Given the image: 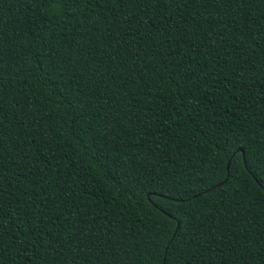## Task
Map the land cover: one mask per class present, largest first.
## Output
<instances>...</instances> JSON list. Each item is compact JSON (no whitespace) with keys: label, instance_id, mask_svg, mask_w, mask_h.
Here are the masks:
<instances>
[{"label":"trees","instance_id":"obj_1","mask_svg":"<svg viewBox=\"0 0 264 264\" xmlns=\"http://www.w3.org/2000/svg\"><path fill=\"white\" fill-rule=\"evenodd\" d=\"M101 3L102 7L100 8L81 5L75 18L67 21L63 29H57L61 35L57 39H52L50 29L47 27L41 29L40 14L36 5L31 4L30 0H0V38L6 41L3 51L0 53V58L3 59V64L0 67L4 69L3 83L7 87V92L4 93V116L5 125L12 137L9 140L8 136H5L6 150L3 152L4 158L0 160V164H3L9 171L4 175L14 177L15 173L20 171L16 168V164L23 162L22 158L17 155L20 150L19 143H17L15 150L11 147L12 143L23 139L22 135L19 137L16 135L20 131L16 127V124L20 122L17 117H20L22 122L27 125L25 131L40 128L38 123L34 124L33 122L38 121L42 116L51 117L53 135H57L56 129L63 125L66 129L64 139L60 140L57 135V143L70 146L61 149V154L74 152L75 156L69 155V160L90 171V175L87 172L81 174L88 175V180L91 182L87 183L86 187L81 186L73 190L78 194H82L77 201L79 208H73L70 213L64 212L54 227L45 229L46 232L50 233L49 239L52 243L46 248H40L36 253V255H44V260L39 261L38 264H65L64 257L70 246L77 241L87 242L88 236H91L97 245L103 244L107 249L106 254L100 257L104 264H144L145 257L141 256L137 259L134 255L138 250L137 241L141 236L146 237L149 235L147 229L153 226L154 220H163L165 217L156 207L146 202L141 207V202L138 200L140 194L132 195L135 189L125 192L120 186V183H127L122 178L124 168L111 164L113 157L120 156L125 150L122 145L127 143L125 129L116 128L115 132L109 131L111 128L116 127L117 122L125 123L123 116L126 110L120 106L126 100L140 99L142 101L138 108L132 110L129 117L130 123L135 122L136 117L141 115L140 108L153 109L152 112L147 113L148 122L146 126L155 131L157 136L162 137L159 143L162 153H166V155H163V159L159 161L160 167L167 168L173 173L188 174L192 180H196L198 175H202L199 169L207 168L204 149L207 147L205 141L211 128L219 126L221 132L227 134L230 121L248 124L250 122L249 117H251V121L254 122L251 124L253 129H256L257 125L264 121V87L257 83L258 81H264V4L253 2L242 8H237L235 5L210 7L208 9L200 7L199 15H196L197 5L189 4L188 8L184 10L185 15L191 13L195 17L189 20L188 34L185 38L190 42L203 41L211 43L213 48H216L220 39H224L226 44L219 47L220 66L227 64L228 68L225 75L227 76L235 71L239 74L236 79L241 82L237 84L234 90V96L237 99H229L228 103L222 106L225 110L224 115L212 117L215 123H205L208 112V109L205 108L199 116L193 114L188 119L187 127H183L182 123L181 128H173L169 133L165 127L168 120L162 114V110L166 111L163 106L168 103L165 97L168 95V89L172 87V83L167 78V71L163 68V62L165 61L163 49L166 46H161V54L153 55L152 52H149L146 57L145 45L144 48H140L136 60L132 61L129 58L132 54L131 47L126 46L122 52L117 54L116 50L119 48V43L116 41H113L111 46L101 44L100 38L107 35L105 30L111 28L113 19V13L106 11V8L111 7L115 10L116 7L114 4L103 5V0H101ZM176 7H179V5L177 4ZM161 10L163 11V9ZM133 12L137 16L140 14L139 10L129 5L124 10L123 15L131 16ZM164 14L167 15V12L165 11ZM89 16H91V20L87 19ZM209 20L211 24L205 22ZM125 27H128V25H125ZM132 27H136L135 22ZM94 28H98L100 31L94 32ZM180 28L183 29L184 25L181 24ZM145 30L147 32L153 31L147 29L146 25ZM204 32H207L208 36H204ZM213 32L218 35L209 40ZM241 32L244 33L243 36H241ZM89 35L95 37V43L90 45L86 40ZM176 35L179 37L181 33L178 32ZM126 43L132 45L133 41L128 40ZM233 44L235 47H233ZM85 47L92 55L88 57L85 66H81L84 64L83 60H81V64L77 65L78 75L82 76L83 79H74L68 87H65L70 73H58L56 71L61 66V58L69 54H75L79 59L86 53L78 49ZM136 47H140V45H136ZM49 49L58 54L54 64L51 63L52 56L49 55ZM225 51L230 52L231 55H225ZM110 53L117 54L118 58L115 63L109 60ZM216 54L215 51H211L208 59ZM46 56L47 59H45ZM14 57H19V60L14 59ZM200 59L204 60L205 58L201 57ZM101 61H103V77L95 72V68L100 65ZM242 62H246L243 71L240 68ZM16 63L22 65L25 71L16 72L14 70ZM124 64L134 67L135 71L129 72L123 66ZM250 64H254V67H249ZM118 65L120 66L119 72L116 71ZM212 67L213 65L209 63L208 68L204 71L207 72ZM45 71L47 76L43 75ZM8 73L11 74L8 75ZM121 73H123V78H120ZM114 75L118 78L115 81L112 79ZM161 75L165 77L164 80L159 79ZM133 78H135L134 84L130 85L133 93L137 89L140 91L147 89L148 96H127L122 88L117 87V83L122 85L125 80H132ZM81 85L84 86L81 91H83L86 102H90L87 100L88 97L97 96V100L92 103L89 111L99 110L95 111L94 117L90 116L87 120L80 114V108L83 105L77 102L79 96L77 89H80ZM213 91H216L219 95L217 89L214 88ZM13 93L16 95V100L20 102L19 107L14 108ZM113 95H115V102L108 104V99ZM153 96H158L159 99L153 100ZM65 97L72 100V104H69ZM101 102L104 104L102 108L99 107ZM29 105L33 106L29 107ZM41 105H43V109L37 111ZM245 109L247 113L244 111ZM26 112L30 115L27 120H23ZM217 112H219V109H217ZM101 113L109 117L107 122H105ZM157 114H160L161 117L159 124L154 123ZM93 119L96 122L94 125L96 130L98 132H108L107 139L111 142L106 145L105 141L101 140L99 144L94 145V147L105 153L104 160L107 166L103 168L91 161L90 149L82 147L88 138L87 135H82L79 139L74 138L76 130L81 127L87 128ZM197 122L200 125L199 129H196ZM44 127H48V125L45 124ZM40 130L43 132V128H40ZM259 131L264 132V128L259 129ZM88 135H91V133ZM44 137L50 139L47 133H44ZM165 143H167L166 148L164 147ZM110 148L114 151H109ZM46 151L45 149L44 153L40 155L41 159L44 158ZM128 151L132 150L128 149ZM135 151L139 152L140 149H135ZM179 153H183V155H179ZM149 159L152 160V163H156V160L152 157H149ZM164 161L169 162L165 164ZM234 163L240 169L236 172L237 178H242L241 173L245 166L239 161ZM109 167L111 172L120 179V183H117L111 175H107ZM33 171L36 170L33 169ZM27 172L28 169L25 168L22 176ZM79 172L80 168H73L71 164L65 166L63 161L61 162L60 174L65 179H71L74 174ZM53 175V173H50L48 180H44L39 174L35 176L28 175L27 179L13 178L10 186L9 181L5 180L4 187L9 189V195L11 196L12 191L18 186L21 191L12 196L13 203L19 198L22 202L21 206L27 207V204L23 202L38 203L39 193L44 191L49 194L53 193L58 183L52 178ZM221 175V173H217L215 177H205V182L213 183L215 180L220 179ZM243 179L245 183L229 180V184L225 186L227 192L226 194L222 193V200L227 202L229 207L233 209V214L230 218L218 222L221 231L210 232V239L205 241L199 251L192 249V252L188 253L186 258L190 260L191 264H219L217 253L213 252L212 248L216 247L214 241L220 240L222 236L226 238L219 246V256L223 258L225 264H234L241 252L245 257L255 255L260 264H264V257L260 256V245L253 247V244L249 243L259 239L264 234V195L256 192L252 182L248 181L246 177H243ZM36 181H39V183ZM192 187H197V185L193 184ZM246 187L250 191H246ZM236 189L239 191H236ZM24 192H27L28 195L25 196ZM216 192L221 193V189L217 188ZM59 194V191L56 190V195ZM232 196H236L237 201L243 197L244 202L233 201ZM213 198L215 199V194H213ZM153 199L156 198L153 197ZM201 199L204 198L201 197ZM249 200H254L255 203L249 204ZM220 202V200H216L217 204ZM169 203V201L157 200V204H160L165 212L173 213L177 221L183 220L184 217L180 215L175 206L168 207ZM209 204H211V201ZM14 206H16L15 203ZM67 206L65 205V207ZM50 207L54 213V204ZM149 212L151 215H149ZM101 217L111 219L113 228L122 233L124 238L117 240L116 236H106L107 227L103 224ZM199 219H207V216L199 217ZM45 222L48 225L52 224V220L48 217H45ZM175 226L176 221H171L170 227L174 228ZM21 227L23 228V225ZM77 229H79V232L76 231ZM65 236L69 237L67 241L64 240ZM201 238L203 239V237ZM176 239H183V234H177ZM261 244H264V240L261 241ZM139 245V250L142 251L147 248V241L140 240ZM53 246L56 249L55 252H52ZM245 246H247V249H245ZM229 248H234L237 256H233ZM112 249L116 250L115 253ZM204 249H207V251ZM79 254V261L73 260L72 256L68 255L67 264H98L96 255H88L84 251ZM97 255H99V250ZM33 260L36 264L35 257H33ZM249 264H256V262L249 261Z\"/></svg>","mask_w":264,"mask_h":264},{"label":"snow or ice","instance_id":"obj_2","mask_svg":"<svg viewBox=\"0 0 264 264\" xmlns=\"http://www.w3.org/2000/svg\"><path fill=\"white\" fill-rule=\"evenodd\" d=\"M253 2L264 4V0H103V5L114 4L116 7L115 10L111 7L106 8V11L113 13L112 26L105 30L107 35L100 38V43L111 46V43L116 41L119 43V48L116 50L117 54L122 52L126 46L131 47L132 54L129 58L132 61L136 60L140 48H144L145 45L146 57L149 52H152L153 55L161 54V46H166L163 49V54L165 55L163 68L167 71L168 81L172 83V87L168 89V95L165 97L168 103L163 106L166 111L162 110L163 117L168 120V124L165 126L166 129L170 133L173 128H181L182 123L183 127H187L188 119L193 114L199 116L205 108L208 109L205 123L212 124L215 123L212 117L224 115L225 110L222 106L226 105L229 99H237L234 96V90L241 81L236 79L239 74L235 71L227 76L225 75V71L228 68L227 64L220 66L219 47L226 44L224 39H220L216 48H213L211 43L203 41L190 42L185 38L188 34L189 20L195 17L191 13L185 15L184 10L188 8L189 4L197 5L196 15H199L200 7L208 9L210 7L235 5L237 8H242ZM30 3L35 4L38 9L42 20L41 29L43 30L45 27L50 29L52 39H57L61 35L57 29H63L67 21L75 18L81 5L94 8L102 7L101 0H30ZM177 4L179 7H176ZM129 5L139 10L140 14L137 16L133 12L131 16L123 15L124 10ZM165 11L167 15L164 14ZM87 19L91 20V16L87 17ZM134 22L136 27L133 28ZM205 22L211 24L210 20ZM181 24L184 25L183 29L180 28ZM125 25H128V27H125ZM145 25L147 29L153 31L147 32ZM96 31H100V29L94 28V32ZM178 32L181 33L179 37L176 35ZM203 35L208 36V33L204 32ZM217 35V33L213 32L209 40ZM243 35L244 33L241 32V36ZM86 40L89 45L95 43L94 35L87 36ZM128 40L133 41L132 45L126 43ZM5 43L6 41L0 38V53H2ZM136 45H140V47H136ZM233 47H235L234 44ZM78 50L84 51L86 55L79 59L75 54L66 55L61 58V66L56 69L58 73H70L65 87H68L74 79H83L82 76L78 75L79 69L77 65L81 64V60H83L84 64L81 66H85L88 62V57L92 55L87 47ZM211 51H215L217 54L208 59ZM48 52L52 56L51 63L54 64L58 54L51 49ZM117 54L110 53L109 60L115 63L118 58ZM224 54L231 55L227 51ZM201 57L205 59L201 60ZM14 59L19 60V57H14ZM45 59H47V56ZM209 63L213 67L205 72L204 70L208 68ZM244 63L246 62L240 64L242 71ZM2 64L3 59L0 58V65ZM123 66L129 72L135 71V68L130 65L124 64ZM249 67H254V64H250ZM14 70L16 72L25 71L24 67L19 63L14 65ZM119 70L120 66L118 65L116 71L119 72ZM95 72L103 77V61L95 68ZM10 74L8 73V75ZM43 75L47 76V72L45 71ZM120 78H123V73L120 74ZM112 79L115 81L118 78L114 75ZM159 79L164 80L165 77L161 75ZM3 81L4 69L0 67V160L4 158L3 152L6 150L5 136H8L9 140L12 138L8 127L5 125L4 93L7 92V87ZM134 81L135 78L125 80L122 85L117 83V87L122 88L127 96H148L149 92L147 89L144 91L137 89L133 93L130 85H133ZM257 83L264 87V81H258ZM214 88L219 91V95H217L216 91H213ZM81 89H84L83 85L80 86V89H77L79 93L77 102L83 105L80 108V114L87 120L90 116L94 117L95 111L99 110L89 111L92 103L97 100V96L88 97L87 100L90 102H86ZM152 99H159V97L153 96ZM12 100L14 108L20 106V102L16 100L15 93L12 94ZM65 100L69 104L73 102L68 100L67 97H65ZM114 102L115 95L107 101L108 104ZM141 104L142 101L140 99L126 100L120 106L126 110L123 116L125 123L117 122L116 127L109 130L110 132H115L116 128L126 130L127 143L122 145L125 150L120 156L113 157L111 164L124 168L122 178L127 183H120V179L111 172L110 167L107 175H111L117 183H120L125 192L135 189L132 195L140 194L138 200L141 202V207L146 202L164 214L165 219L154 220L153 226L147 229L149 235L146 237L141 236L137 241L138 250L134 253L136 258L145 257L144 264H191L190 260L186 258L188 253L192 252V249L199 251L205 241L210 239V232L221 231L218 222L230 218L233 214V209L229 207L227 202L222 200V193L226 194L227 189L225 186L229 184V180L245 183L243 177H246L248 181L252 182L254 190L264 195V132L259 131V129L264 128V121L257 125L256 129L251 126L254 123L251 121V117H249L250 122L248 124L230 121L227 134L221 132L219 126L211 128L205 141L207 147L204 149L207 168L199 169L202 175H198L196 180H192L188 174L173 173L167 168L160 167L159 161L163 159V155H166V153H162L159 143L162 137L157 136L155 131L146 126L148 122L147 113L152 112V108H140L141 115L136 117L135 122H129L132 110L138 108ZM32 106L29 105V107ZM103 106L104 104L101 102L99 107L102 108ZM42 109L43 105L37 111ZM217 109H219V112H217ZM244 111L247 113L246 109ZM29 115L30 113L26 112L23 120H27ZM101 115L107 122L109 117L104 115V113H101ZM160 118V114H157L154 123L159 124ZM17 120L20 122L16 124V127L20 131L16 135L18 137L22 135L23 139L12 143L11 147L15 150L17 143H19L20 150L17 155L22 158L23 162L17 163L16 168L20 171L15 173L14 177L4 175L9 170L3 164H0V264H34L33 257H35V262L38 264L39 261L44 260V255H36V253L40 248H46L52 243L49 239L50 233L46 232L45 229L54 227L64 212L70 213L73 208H79L77 201L82 194H78L73 190L81 186L86 187L87 183L91 182L88 180L90 171L69 160V155L75 156L74 152L61 154V149L70 146L57 143V135L60 140L64 139V131L66 129L63 125L56 129L57 135H53L50 116H42L38 121L33 122L34 124L38 123L40 128H43V132H41L40 128L25 131L27 125L22 122L20 117H17ZM95 123V119H93L87 128L81 127L76 130L74 138L79 139L80 136L87 135L88 138L82 147L89 148L91 161L103 168L107 166L104 160L105 153L94 147V145L99 144L101 140L105 141L106 145L111 142L107 139L109 133L98 132L94 127ZM45 124L48 127H44ZM199 127V122H197L196 129H199ZM44 133H47L50 139L45 138ZM89 133L91 135H88ZM164 147H167V143H165ZM45 149L47 150L46 154L41 159L40 155L44 153ZM128 149L132 151H128ZM135 149H140V151L136 152ZM108 150L114 151L112 148ZM179 155H183V153H179ZM149 157L155 159L156 163H152ZM62 161L65 166L71 164L73 168H80V172L74 174L71 179H65L60 174ZM237 161L242 162L245 166L241 173L242 178H237L236 176V172L240 171L238 165L234 163ZM168 162L164 161L165 164ZM25 168L28 169V172L22 176ZM33 169L36 171L34 172ZM85 172L88 175L81 174ZM50 173L54 174L52 178L58 182L52 194L47 191L39 193L38 203L23 202L27 204V207L21 206L22 202L17 198L14 202L16 206H14L12 196H15V193L21 191V189L17 186L10 196L9 189L4 187L5 180L9 181L10 186L13 178L27 179L28 175L35 176L39 174L44 180H48ZM217 173L222 174L220 179L210 184L205 182V177H215ZM36 182L39 183V181ZM193 184L197 185V187H192ZM217 188L221 189V193L216 192ZM56 190L59 191V195H56ZM236 191L239 190L236 189ZM246 191L250 190L246 187ZM213 194H215V199ZM24 195L27 196L28 193L24 192ZM153 197L156 199L154 200ZM201 197L204 199H201ZM217 199L221 201L219 204L216 203ZM231 199L237 201L236 196H232ZM157 200L169 201L168 207L172 208L175 206L184 219L177 221L173 213L165 212L163 207L157 204ZM210 201L211 204H209ZM237 202L243 203L244 198H239ZM248 203L252 204L255 201L249 200ZM53 204L54 213L50 207ZM65 205L68 206L65 207ZM149 215H151L150 212ZM205 216H207V219H199V217ZM45 217L52 220L51 225L46 224ZM100 219L107 227L106 236H116L117 240L124 238L122 233L117 232L113 228L111 219L108 217H101ZM171 221H176L174 228L170 227ZM22 225L23 228L21 227ZM76 231L79 232V229ZM181 233L183 234V239L177 240L176 235ZM224 238L226 237L222 236L220 240L214 241L216 247L212 248V251L217 253L219 264H225L223 258L219 256V246L223 243ZM68 239L69 237H64L65 241ZM140 240L147 241V248L142 251L139 250ZM262 240H264V234L259 239L249 243H252L253 247L260 245V256L264 257ZM245 249H247V246H245ZM98 250L99 255H97ZM204 250L207 251V249ZM55 251L56 249L53 246L52 252ZM81 251L88 255H96L98 264H104L100 257L106 254L107 249L103 244L97 245L91 236L87 237V242L77 241L70 246L68 253L64 257L65 264H67L68 255H71L73 260L79 261V253ZM112 251L115 253L116 250L112 249ZM229 251L233 256H237L234 248H229ZM249 261L260 264L255 255L245 257L243 252L240 253L234 264H249Z\"/></svg>","mask_w":264,"mask_h":264}]
</instances>
